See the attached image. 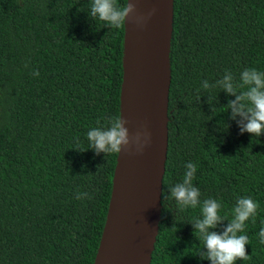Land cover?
Wrapping results in <instances>:
<instances>
[{
    "label": "trees",
    "instance_id": "16d2710c",
    "mask_svg": "<svg viewBox=\"0 0 264 264\" xmlns=\"http://www.w3.org/2000/svg\"><path fill=\"white\" fill-rule=\"evenodd\" d=\"M91 6L0 0V264H93L117 153L96 154L87 132L119 115L124 24L109 28ZM170 69L150 264H211L198 255L200 207L182 210L169 199L189 162L201 203L216 199L222 216L233 217L238 197L257 202L240 233L249 259L236 264H264V135L241 133L228 108L235 95L218 83L226 70L235 82L245 69L264 72V0H173Z\"/></svg>",
    "mask_w": 264,
    "mask_h": 264
},
{
    "label": "water",
    "instance_id": "95a60500",
    "mask_svg": "<svg viewBox=\"0 0 264 264\" xmlns=\"http://www.w3.org/2000/svg\"><path fill=\"white\" fill-rule=\"evenodd\" d=\"M131 2L142 19L137 23L130 16L124 23L119 115L128 121L130 136L146 132L148 143L142 151L133 144L117 154L93 264H150L159 228L168 146L173 0Z\"/></svg>",
    "mask_w": 264,
    "mask_h": 264
},
{
    "label": "clouds",
    "instance_id": "9594fccd",
    "mask_svg": "<svg viewBox=\"0 0 264 264\" xmlns=\"http://www.w3.org/2000/svg\"><path fill=\"white\" fill-rule=\"evenodd\" d=\"M135 13L136 4L131 0H127L123 6L118 5L117 0H92L90 15L104 21L109 28H120L130 16L139 23L142 18ZM226 73L224 79L218 83L227 93L235 95V99L228 102L232 119L240 118L238 124L241 133L247 132L253 137L264 135V72L245 69L240 74L239 82L234 81L231 72L226 70ZM34 75L38 76L39 72ZM204 87H209L207 82ZM127 123L121 115L111 117L103 125L97 121L98 126L87 132L89 146L96 154L103 152L105 155L120 154L122 149L133 144L137 151H142L148 143V134L137 131L134 136H130ZM195 173L196 165L187 163L183 180L171 188L169 199H174L182 210L200 207V218L194 222V234L203 244L198 254L200 259H207L211 264H236L238 260L249 259L246 250V245L250 243L249 238L240 233L245 230V222L257 215L259 205L250 196L238 197L233 217L228 219L220 214L222 206L216 199H205L201 203L200 189L193 184ZM86 195L87 193H78L76 198L81 199ZM226 219L229 222L223 231L212 230L222 225ZM258 236L260 243L264 244V228L260 229Z\"/></svg>",
    "mask_w": 264,
    "mask_h": 264
}]
</instances>
